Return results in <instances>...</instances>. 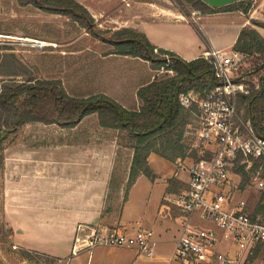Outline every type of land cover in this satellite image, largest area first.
Masks as SVG:
<instances>
[{
	"label": "rangeland",
	"instance_id": "1",
	"mask_svg": "<svg viewBox=\"0 0 264 264\" xmlns=\"http://www.w3.org/2000/svg\"><path fill=\"white\" fill-rule=\"evenodd\" d=\"M154 1L184 8L189 11L188 15L199 10L189 3L180 4L178 0ZM200 13L199 10L196 18L192 19V24L198 29L201 37H204ZM249 14L253 15L250 20L264 22V0H251ZM93 22L94 31L103 30L102 36L95 37L92 31L68 14L49 13L30 5L22 6L17 4L16 0H0V53H13L16 61L10 62L11 58L5 57L4 64L7 63L3 70H9L11 63L20 64V70L28 71L16 76L18 78L29 75L59 77L64 86L69 88L71 77H80L94 59L112 49V45L104 42V37L110 36L113 26H98L94 19ZM173 35L170 33L169 37ZM37 40L44 43L40 44L41 46L36 45ZM241 66L249 67L245 57ZM158 69L160 68H152L153 78L163 75ZM3 77L6 76L0 75V78ZM248 77L246 76V79L249 80ZM251 81L255 83L256 79ZM239 110L250 117L244 112V107L239 106ZM97 123L96 115L90 114L75 128L77 133L90 136L93 146L89 152L76 157L74 171H81L82 157L87 162L85 167L90 166L92 177L112 171L113 179L108 183L106 204H114L119 202L124 194L125 183H122V178L127 173L132 150L126 147L127 137L115 136V130L100 128ZM75 129L32 122L19 127L4 141L3 150L0 152L3 156L0 158V264H71L72 262H68L71 255L62 253L63 250L68 246L72 251L76 245L84 246L85 238L94 226L99 227L98 223L108 221L105 215L99 217L100 212L96 211L101 196L92 195L90 207L84 204L82 194L79 193L83 182L81 179L75 181L74 203L67 199V180L62 179L66 171L61 162L58 164L57 175L60 177L56 179L53 175L54 165L50 169H39L36 160L31 157L34 146H55L74 139L72 133L74 134ZM113 140L116 141V146H113ZM184 141L189 144L190 138L184 136ZM190 150L191 147L188 151ZM62 153H56L55 158L64 161L67 155ZM186 157L183 159L188 164L181 165V168L189 166L193 159ZM47 159L45 157L42 161ZM177 160L179 161V158L175 161ZM163 165L166 166L164 163ZM89 183L91 193L98 194V177ZM58 257L63 261L60 262ZM258 263L259 261H256V264Z\"/></svg>",
	"mask_w": 264,
	"mask_h": 264
},
{
	"label": "crops",
	"instance_id": "2",
	"mask_svg": "<svg viewBox=\"0 0 264 264\" xmlns=\"http://www.w3.org/2000/svg\"><path fill=\"white\" fill-rule=\"evenodd\" d=\"M82 4L95 20L98 26L108 25V28H132L146 35L148 40L159 48L175 52L180 57L191 60L200 57L212 48L231 51L239 30L244 25L251 24L252 14H244L240 10L222 11L214 13H200L204 37L192 24L190 15L180 8L159 4L154 0H76ZM196 18V15H195ZM111 25V26H109ZM264 37V28L255 27ZM202 32V31H201ZM170 33L174 35L170 36ZM202 34V33H201ZM203 38V39H202ZM150 62L138 56L107 53L99 55L87 68L76 77H71L68 93L72 95H88L104 93L118 101L126 108L139 105L136 95L137 89L153 79ZM99 126V124L97 123ZM78 125L70 128L74 130ZM102 128L101 126H99ZM74 139L64 141L55 146H34L31 155L36 160L39 169L55 166L53 175L58 179L59 162L66 171L62 179H66L67 199L72 204L75 198V181L81 179L82 199L90 207L92 195L101 196L99 217L105 215L108 221L97 220L98 230L121 229L132 231L140 227H147L154 232V255L140 254L136 248L127 246L97 244L91 247L75 246L73 251L68 246L62 253L70 256L71 264H172L170 254L174 241L179 234L181 223L175 218L174 211L168 212L162 205V196L167 191H177L186 185L188 180L185 159L171 161L151 151L147 162L155 174L154 179L139 174L127 190L126 196L119 202L107 203L108 183L113 179V173L92 177L90 166L84 157L81 158V171H74V162L79 155L89 152L93 146L90 136L74 131ZM116 146V141H112ZM63 152L66 159L59 160L55 154ZM50 156H44V154ZM47 157V160L43 158ZM77 157V158H76ZM54 160V161H53ZM54 162V163H52ZM163 163L166 165L164 166ZM168 164V165H167ZM188 164V163H187ZM66 175V176H65ZM98 177L97 193H91L90 181ZM146 178V179H145ZM124 183L126 176L123 178ZM102 181V183H99ZM57 189V187H55ZM62 190V188H61ZM103 213V214H101ZM53 250V249H51ZM72 251V252H71ZM61 253V254H62ZM53 254V253H52ZM60 254V255H61ZM59 255V256H60ZM61 257H58V259ZM182 264V263H181Z\"/></svg>",
	"mask_w": 264,
	"mask_h": 264
},
{
	"label": "built area",
	"instance_id": "3",
	"mask_svg": "<svg viewBox=\"0 0 264 264\" xmlns=\"http://www.w3.org/2000/svg\"><path fill=\"white\" fill-rule=\"evenodd\" d=\"M198 13L195 10L191 16ZM164 57L166 63L158 72L172 75L171 59ZM200 57L211 64L215 85L203 93L190 88L177 96L191 113L183 137L190 138L188 145L197 158L186 167V185L162 196V205L174 211L181 223L170 261L264 264V136L239 110L240 97L252 89L240 72L245 56L212 48ZM85 239L87 247L127 246L154 255V232L147 227L132 231L93 228Z\"/></svg>",
	"mask_w": 264,
	"mask_h": 264
},
{
	"label": "trees",
	"instance_id": "4",
	"mask_svg": "<svg viewBox=\"0 0 264 264\" xmlns=\"http://www.w3.org/2000/svg\"><path fill=\"white\" fill-rule=\"evenodd\" d=\"M17 4L35 6L49 13L68 14L83 27L100 37L103 30L94 31L93 18L88 10L76 0H16ZM189 3L201 13L240 10L248 14L251 0H237L221 6H212L203 0H178ZM185 14L186 9L180 8ZM254 25L264 28V22L252 20ZM93 29V30H92ZM104 42L112 45L107 53L138 56L150 62L152 68H160L165 62L164 55L171 59L172 75L163 73L158 78L141 85L136 95L139 105L126 108L104 93L72 95L67 92L59 77L25 78L16 76L23 72L20 64H9L3 70L5 57L15 62L13 53H0V152L4 141L24 124L41 122L72 128L90 114H95L99 126L112 129L116 135L127 137L126 147L132 150L124 182V194L139 174L154 179L155 174L147 162L149 152L175 161L186 156L197 158V152L184 141L183 133L191 113L180 105L178 93L190 88L203 93L215 85L211 64L203 57L186 60L173 51L153 45L145 34L132 29L120 28L112 31ZM234 51L245 56L249 67H240L243 75L250 76L251 91L240 97L239 106L250 116L256 131L264 136V37L253 25H244L232 45ZM2 153L0 158L2 159ZM113 173V172H112ZM123 179V178H122ZM123 182V181H122Z\"/></svg>",
	"mask_w": 264,
	"mask_h": 264
},
{
	"label": "water",
	"instance_id": "5",
	"mask_svg": "<svg viewBox=\"0 0 264 264\" xmlns=\"http://www.w3.org/2000/svg\"><path fill=\"white\" fill-rule=\"evenodd\" d=\"M203 1H205L206 3L212 6H221L237 0H203Z\"/></svg>",
	"mask_w": 264,
	"mask_h": 264
},
{
	"label": "bare ground",
	"instance_id": "6",
	"mask_svg": "<svg viewBox=\"0 0 264 264\" xmlns=\"http://www.w3.org/2000/svg\"><path fill=\"white\" fill-rule=\"evenodd\" d=\"M30 39V38H29ZM33 41V40H32ZM40 44H43L44 42L42 40H37Z\"/></svg>",
	"mask_w": 264,
	"mask_h": 264
}]
</instances>
